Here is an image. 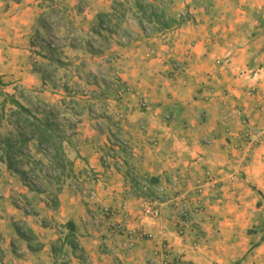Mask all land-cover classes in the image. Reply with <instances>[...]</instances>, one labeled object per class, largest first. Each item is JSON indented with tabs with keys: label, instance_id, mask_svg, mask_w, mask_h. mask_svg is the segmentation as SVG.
Returning <instances> with one entry per match:
<instances>
[{
	"label": "crops",
	"instance_id": "crops-1",
	"mask_svg": "<svg viewBox=\"0 0 264 264\" xmlns=\"http://www.w3.org/2000/svg\"><path fill=\"white\" fill-rule=\"evenodd\" d=\"M137 1L155 5L0 0V93H32L52 114H71L68 131L53 115L66 169L55 170L50 157L52 173L37 178L35 191L0 161V264H264V134L245 137L264 129V0H165L160 7L174 22L167 29L141 23ZM56 10L80 36V49L61 48L57 63L31 53L42 17ZM86 61L95 85L71 68ZM102 77L120 81L124 95L117 99ZM80 83L95 101L71 96ZM118 109L125 119L114 128ZM137 179L148 193L128 197ZM17 197L24 208L12 205ZM182 197L192 211L186 220L177 214ZM146 202L158 205V218L143 216ZM103 209L116 213L103 217ZM118 223L150 239L120 251Z\"/></svg>",
	"mask_w": 264,
	"mask_h": 264
},
{
	"label": "rangeland",
	"instance_id": "rangeland-1",
	"mask_svg": "<svg viewBox=\"0 0 264 264\" xmlns=\"http://www.w3.org/2000/svg\"><path fill=\"white\" fill-rule=\"evenodd\" d=\"M152 2L155 3V6H161L165 2V0H152ZM185 13V12H182ZM180 15V14H179ZM140 17V16H138ZM187 17L183 18L184 20ZM180 20L182 18H179ZM38 27L37 32L31 39V53H44V56H50L51 51L54 54L53 59H58V57L62 58L60 55L61 48H64L65 46L69 45L70 48H75L78 51L80 47H78L80 44L78 43L79 39V32L74 26H70L68 23L63 19V16L60 15V11L56 10L55 13L51 14L50 16L47 14V12L44 14V16L41 19V23ZM146 27V26H145ZM100 30L103 33H108L111 31L110 25L105 24L104 27H100ZM146 34H151L152 31H150V28H145ZM65 43V44H64ZM67 43V44H66ZM66 48V47H65ZM67 58V56H65ZM32 62H35L37 59L35 55H31ZM69 64V63H68ZM74 63H70L72 70H74V74L79 80H82V82L85 85H95V76L93 75V78L90 76L92 74V70H94L92 64L88 61L84 62V64H80L79 69L74 68ZM63 71L59 70L58 77L61 76ZM74 75V76H75ZM72 76V77H74ZM60 79V78H59ZM97 80L104 85H109L115 90L116 98L120 99L124 93L126 92L125 86L120 83L115 78H111L108 80V78L102 77L97 78ZM60 81V80H59ZM81 83L78 86H75L74 88V94L71 95L72 97H75L79 99L81 102L85 101H95L97 99L96 95L91 94L89 91L82 90L81 89ZM123 89V92H119V89ZM72 91H70L71 93ZM121 93V94H120ZM12 95V96H10ZM9 97H13L15 100H17L19 103H22L25 105L34 115L38 116L40 119H43L46 113L49 112V110L42 104L43 102L39 101L36 96L32 93L28 92H18L15 94H11V91H4L2 92V96H0V104L4 100L5 101V107H4V116L0 123V135L2 137L13 135L16 137L17 128H20V126L16 125L15 118L11 116L10 111L13 110L9 103ZM144 101H141L142 103ZM60 103H71L68 100H61ZM97 103V102H96ZM100 103V102H99ZM140 106V104H139ZM67 108H65L66 110ZM118 112H122L118 109ZM72 113V112H71ZM123 113V112H122ZM73 114V113H72ZM124 114V113H123ZM53 115L57 116V120L60 122V126L62 130H70V123H63L64 119H66V115H71L70 113H67L64 111V109L60 108L57 111L53 112ZM117 115V114H116ZM125 116V115H124ZM116 120V119H115ZM30 152L33 155V158H35L36 161H39L41 163V167L39 172L34 174V179L32 180L33 184L35 185L37 182V178L42 176H49L52 173V170L47 166L50 156L47 155V151L45 148L39 149L36 147L35 142H29L25 152ZM41 171V172H40ZM2 178V175H0V179ZM4 195L3 191L0 190V200H3ZM12 199V205L17 208H24L22 206V199L21 198H11ZM28 212L34 213L31 211L29 207H27Z\"/></svg>",
	"mask_w": 264,
	"mask_h": 264
},
{
	"label": "trees",
	"instance_id": "trees-1",
	"mask_svg": "<svg viewBox=\"0 0 264 264\" xmlns=\"http://www.w3.org/2000/svg\"><path fill=\"white\" fill-rule=\"evenodd\" d=\"M135 8L140 14V21L147 23H154L159 28L167 29L174 23L170 18L166 17L160 6L154 4H147L141 1L135 2ZM123 14L120 13V16ZM181 19L180 21H183ZM100 27H104L108 24L100 18ZM50 57L53 62H59L58 59H53L54 54L51 51ZM2 96V93H0ZM9 103L13 108L10 111L11 116L15 118L17 126L16 137L13 135L2 137L0 135V161L5 162L8 171L18 176L22 183L30 190H36L35 185L32 183L34 174L39 172L41 163L36 161L28 153H24L29 142H35L36 147L39 149L45 148L47 155L51 158L54 169L60 173L66 169V163L63 159V153L61 148V131L57 124L53 122V114L51 112L46 113L43 119L34 115L28 108L21 105L13 97H9ZM5 101L0 104V123L4 116ZM115 127V126H114ZM41 172V171H40ZM71 227L70 224L67 225ZM16 230L20 237L25 240H29V234L25 230H21L16 227ZM53 254L58 253L56 248L52 249ZM59 264H69L66 261H62Z\"/></svg>",
	"mask_w": 264,
	"mask_h": 264
},
{
	"label": "built area",
	"instance_id": "built-area-1",
	"mask_svg": "<svg viewBox=\"0 0 264 264\" xmlns=\"http://www.w3.org/2000/svg\"><path fill=\"white\" fill-rule=\"evenodd\" d=\"M185 17H186V13H180V15L178 16V18H182V19ZM119 92L122 93L123 89L120 88ZM144 107H145V102L140 103V108L143 109ZM261 111H264V110L261 109ZM124 119H125L124 114L122 112H118L116 115L114 128H119L121 126V124L123 123ZM140 129L144 130L145 127L142 125L140 127ZM263 134H264V129L263 130H253L252 132H248L245 137H246L248 143H253V142L260 140V138ZM118 145H119L120 149H122V150L128 149V143L126 141H119ZM172 181H173V183H177L178 179L176 177H174V178H172ZM194 186H195L194 190L197 193H199L201 190L202 181H199V180L195 181ZM148 188H149V186L145 180L137 179L136 186L132 189L131 192H129L128 197H131V198H133V197L134 198L144 197L148 193ZM87 197H88V200L90 202H92L94 199V193L89 192ZM115 213H116V211L109 210V209H103L101 211V215L103 217H111ZM142 214L145 218H148V219L158 218V216L160 214L158 205L155 202H146L143 205ZM177 214H178L179 218H181L182 220L188 219L190 214H192V211L188 207V203L186 201V198H184V197L179 199V203L177 205ZM58 230H60V229H58ZM112 231L123 239V241L121 243H119V245H118V249L120 251L131 250L132 248H134V246L136 245V241H138V240L150 239V236L148 234H146L145 232H143V231H140V232L130 231L122 223L114 224L112 226ZM178 264H179V262H178Z\"/></svg>",
	"mask_w": 264,
	"mask_h": 264
}]
</instances>
